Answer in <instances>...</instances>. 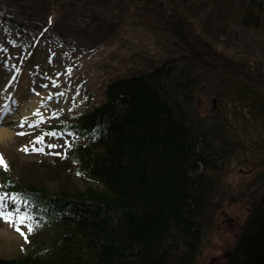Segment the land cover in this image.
I'll return each instance as SVG.
<instances>
[{"label":"trees","instance_id":"16d2710c","mask_svg":"<svg viewBox=\"0 0 264 264\" xmlns=\"http://www.w3.org/2000/svg\"><path fill=\"white\" fill-rule=\"evenodd\" d=\"M213 2L222 4L160 5L157 17L177 40V57L114 80L104 103L63 124L85 140L39 165L51 167L44 178H21L13 163L0 169L1 191L26 198L54 223L32 252L0 257V264H196L203 217L231 155L258 159L264 180V44L247 54L233 44L264 39V0H245L233 17L232 7L224 14L206 4L197 13ZM188 8L190 16L179 12ZM214 22L222 25L220 40L232 38L227 47L207 37ZM204 89L218 100V113L202 111ZM225 264H264V195Z\"/></svg>","mask_w":264,"mask_h":264},{"label":"rangeland","instance_id":"374dc122","mask_svg":"<svg viewBox=\"0 0 264 264\" xmlns=\"http://www.w3.org/2000/svg\"><path fill=\"white\" fill-rule=\"evenodd\" d=\"M157 1L158 4H152L150 0H110L112 4H109L106 0H0V18L9 17L17 21H0V28H9L8 31L4 28L0 30V49L7 48L3 53L0 52V70L3 65L6 70L1 71V74L5 77L10 75L11 79L14 55H28L25 69L37 79H50L48 81L52 86L49 88L52 87V92L62 100L57 105L53 98H48L46 91L41 92L38 96L40 116L30 126L26 129L23 127L17 134L12 124L10 127H0L14 131L5 138L0 137V156L7 164L9 162L15 165L18 176L30 178L38 175L44 178L48 170L52 171L51 167L44 171L39 165L53 162L57 156L55 147L47 146L43 151L32 150L33 147L38 148L33 145L32 137L48 121L54 120L55 116L59 119L62 115L70 116L91 109L104 101L106 86L112 80L149 71L176 55L179 48L175 44L176 38L168 30V25H163L162 20L153 13L163 15L160 5L167 4L171 10L173 7L177 8V4L183 0ZM220 1L222 4H202L197 13H202L200 7L206 4L208 11L218 10L224 14L232 7L229 16L233 17L240 3L246 4L245 0ZM229 2L232 4L223 7ZM218 6L220 7L216 9ZM190 11V8L179 10L188 16ZM221 28V23L214 22L207 30V37L215 36L220 40L216 33ZM244 35L249 37L251 33L244 31ZM36 40L38 47L34 53L32 48L26 52L23 50V47L31 46V41ZM231 40L232 38L224 37L217 43H221L220 47H227ZM248 43L242 38L239 43L235 41L233 44L240 45L247 54L256 46L264 44V39L255 34L254 43ZM224 49L226 48L220 50ZM18 80L19 77H15L13 81L16 83ZM5 84V89L2 88L5 95L0 96V105L12 88L11 84L8 87L7 81ZM199 98L202 111L209 107L212 109L208 91L202 90ZM59 109L63 113L56 111ZM47 135L48 133L44 140ZM245 157L243 151H236L226 163L228 169L216 177L210 206L203 217L205 237L196 264L226 263L228 253L233 250L250 213L264 195V180L259 179V161L255 158L248 161ZM4 203L7 211H12V207L19 208L20 205L7 197ZM35 220L33 218L32 222ZM19 227L20 231L14 223L0 217V257L13 258L31 251L29 247L23 249L26 245L23 242L25 234L30 231L24 224Z\"/></svg>","mask_w":264,"mask_h":264},{"label":"snow or ice","instance_id":"6c2138e0","mask_svg":"<svg viewBox=\"0 0 264 264\" xmlns=\"http://www.w3.org/2000/svg\"><path fill=\"white\" fill-rule=\"evenodd\" d=\"M39 115V113H37ZM50 135H57V133L52 132L49 133ZM38 143H43V136H38L35 138ZM49 147H57V145H49ZM27 150V149H25ZM34 151H43L42 148H35L33 147ZM57 155H60V153H56ZM0 165H3L5 169H7V163L3 160L2 156H0ZM7 197V194H0V217L4 218L6 221L12 222L17 227V230L20 231V224L26 225L29 231L33 230V222H32V216L31 214L27 212H21L19 208L15 210V212L7 211V205L4 203L5 198ZM12 201L14 203H19L20 200L17 196L11 197Z\"/></svg>","mask_w":264,"mask_h":264},{"label":"bare ground","instance_id":"6f19581e","mask_svg":"<svg viewBox=\"0 0 264 264\" xmlns=\"http://www.w3.org/2000/svg\"><path fill=\"white\" fill-rule=\"evenodd\" d=\"M29 85V83H28V81L27 80H22V82L20 83V85H19V87H18V89L20 90V92L22 91V94H25L24 93V88H27V86ZM10 95H11V93L12 92H8ZM8 95V94H7ZM16 95H17V93H16ZM27 95V94H26ZM29 98V97H28ZM30 99V98H29ZM33 103L34 104H37V102H32V103H30V107H31V109H33V107L35 106V105H33ZM35 108V107H34ZM25 113H27V112H24V114ZM13 132L12 131H10V130H8V129H2V128H0V137L1 138H5V137H7V136H9V134L11 135Z\"/></svg>","mask_w":264,"mask_h":264},{"label":"water","instance_id":"95a60500","mask_svg":"<svg viewBox=\"0 0 264 264\" xmlns=\"http://www.w3.org/2000/svg\"><path fill=\"white\" fill-rule=\"evenodd\" d=\"M184 72V70L182 69V73Z\"/></svg>","mask_w":264,"mask_h":264}]
</instances>
